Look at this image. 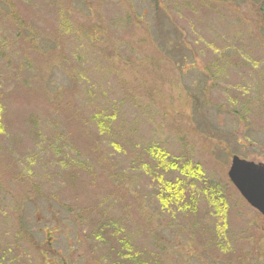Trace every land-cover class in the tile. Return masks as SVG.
Returning a JSON list of instances; mask_svg holds the SVG:
<instances>
[{"label":"rangeland","instance_id":"rangeland-1","mask_svg":"<svg viewBox=\"0 0 264 264\" xmlns=\"http://www.w3.org/2000/svg\"><path fill=\"white\" fill-rule=\"evenodd\" d=\"M233 155L264 165V0H0V264H264Z\"/></svg>","mask_w":264,"mask_h":264},{"label":"water","instance_id":"water-1","mask_svg":"<svg viewBox=\"0 0 264 264\" xmlns=\"http://www.w3.org/2000/svg\"><path fill=\"white\" fill-rule=\"evenodd\" d=\"M227 177L246 202L264 218V165L232 156Z\"/></svg>","mask_w":264,"mask_h":264},{"label":"trees","instance_id":"trees-1","mask_svg":"<svg viewBox=\"0 0 264 264\" xmlns=\"http://www.w3.org/2000/svg\"><path fill=\"white\" fill-rule=\"evenodd\" d=\"M151 148L148 149L149 152H153V154H155L157 157V159L159 160L164 154H163V150L160 149V148H157L156 145H151L150 146ZM149 148V147H148ZM169 165V164H168ZM170 165H173V164H170ZM169 165V166H170ZM173 169V168H172ZM157 181L159 182L160 179L159 177L157 176ZM173 188L172 185H168L167 187H165V191H166V194H163L162 198H161V201H163L164 203H167L169 205H172V199H173V194H174V190H171L170 189ZM175 196V195H174ZM122 245L124 246V243H122ZM126 247V246H125ZM123 248V247H121ZM124 253V252H123ZM121 254L119 253V257L122 258L124 256V254ZM150 257V256H148ZM126 258V263L125 264H147L145 258L143 259H140L138 256H137V252L135 250V252L129 254L127 256H125ZM149 262L152 263V260H151V257L149 258Z\"/></svg>","mask_w":264,"mask_h":264}]
</instances>
